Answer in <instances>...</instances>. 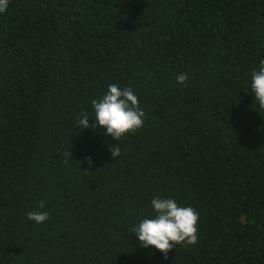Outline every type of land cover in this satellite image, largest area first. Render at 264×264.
Here are the masks:
<instances>
[{"label": "trees", "instance_id": "16d2710c", "mask_svg": "<svg viewBox=\"0 0 264 264\" xmlns=\"http://www.w3.org/2000/svg\"><path fill=\"white\" fill-rule=\"evenodd\" d=\"M262 60L264 0H9L0 264H264ZM113 83L145 112L119 142L75 119L94 123L91 101ZM157 196L200 214L198 242L167 259L130 232ZM37 210L50 219L28 220Z\"/></svg>", "mask_w": 264, "mask_h": 264}, {"label": "clouds", "instance_id": "9594fccd", "mask_svg": "<svg viewBox=\"0 0 264 264\" xmlns=\"http://www.w3.org/2000/svg\"><path fill=\"white\" fill-rule=\"evenodd\" d=\"M9 0H0V13L7 10ZM188 74L181 72L176 76L178 84H185ZM251 89L264 108V60L258 69H253L251 75ZM94 110V123L89 124L90 115L81 111L75 118L80 128L105 127V135H110L116 141L130 133H136L143 128L145 112L139 106V98L130 87L121 88L117 84H109L107 92L98 99H92ZM112 157H120L121 145H113L110 148ZM63 163L67 164L71 159V151L64 149ZM91 165V157H87ZM151 205L156 215L153 218H144L134 225L130 232L135 233L142 247L154 246L167 259V253L176 245H195L198 240V222L200 214L191 206H180L175 199L160 198L151 199ZM38 207L43 209L45 201L42 199ZM27 219L36 224H44L50 219L47 211H29Z\"/></svg>", "mask_w": 264, "mask_h": 264}]
</instances>
